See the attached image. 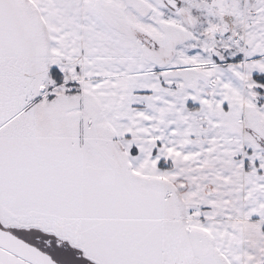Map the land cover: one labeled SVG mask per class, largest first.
<instances>
[{
	"label": "snow or ice",
	"instance_id": "1",
	"mask_svg": "<svg viewBox=\"0 0 264 264\" xmlns=\"http://www.w3.org/2000/svg\"><path fill=\"white\" fill-rule=\"evenodd\" d=\"M0 264H264V0H0Z\"/></svg>",
	"mask_w": 264,
	"mask_h": 264
}]
</instances>
